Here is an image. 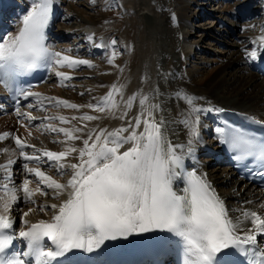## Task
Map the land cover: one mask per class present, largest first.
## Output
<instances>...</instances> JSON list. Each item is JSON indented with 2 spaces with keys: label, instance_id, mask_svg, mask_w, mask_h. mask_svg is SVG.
Masks as SVG:
<instances>
[{
  "label": "snow or ice",
  "instance_id": "1",
  "mask_svg": "<svg viewBox=\"0 0 264 264\" xmlns=\"http://www.w3.org/2000/svg\"><path fill=\"white\" fill-rule=\"evenodd\" d=\"M53 6L54 0H32L18 33L0 40V85L6 90H15L24 97H39L40 93L18 87L14 89L13 82L26 71L35 69L40 62L68 68L92 66L88 60L63 55L46 45V29ZM260 39L264 41V36ZM115 44L113 39L111 45ZM117 54L113 51L108 62L113 63ZM250 56L255 59L257 51L254 49ZM56 76L62 80L71 78L61 71H57ZM122 89L123 85L117 87L113 84L106 97L85 107L101 113L107 107L114 116L115 112L111 111L115 108L113 93L122 94ZM177 98L183 99L188 106L182 121L188 128L186 146L173 145L165 137L163 121H157L154 115V110H159L160 105L149 104L147 95L139 99L141 111L126 126L112 130L88 129L87 125L72 129L52 124L46 126L48 131L63 133L69 142L82 139L81 147L69 145L63 151L54 152L35 149L26 140L14 137L19 157L25 161L23 168L27 174L37 178L38 186L30 189L31 181L25 178L18 190L11 172L17 161L8 159L6 164H0L5 173L0 180L6 181L0 184L4 191L0 195V264H57L73 250L93 253L106 241L153 230L166 231L179 238L177 244L182 253V264H236L235 254L244 258L245 264H264V251L254 247L257 237L264 235V216L245 209L242 216L245 220L250 219L252 227L241 229L239 221L229 218L224 202L212 189L206 174H198L195 168L188 171L185 167L186 157L194 154V144L199 141L201 115L221 109L197 105L195 102L203 98L194 94L178 92ZM46 99L51 101L53 98ZM134 99L135 94L128 97L119 119H126ZM60 105L73 109L81 107L57 98L56 106ZM17 114H20L19 110ZM24 115L29 121L38 119L31 112ZM99 118L88 114L72 117L81 121ZM43 119L68 122L63 115ZM142 124L143 130L138 131ZM216 132L221 143L227 144L235 153L236 160L251 158L264 166V136L257 137L244 129L228 127H218ZM75 133H84L86 138ZM8 135L4 133L0 139ZM128 144L131 147L122 150ZM28 147L34 149V154L24 151ZM73 154H77L78 162L66 163L67 157ZM28 162L45 166L55 163L58 174H63L67 168H71L72 173L66 183H61L41 167H29ZM177 181L184 184L179 191L174 188ZM41 185L53 189L57 197L67 193V199L59 205L41 206V211L47 207L56 210L51 219L31 224L25 219L26 228L17 234L14 219L9 213L20 199L18 191L23 192L26 200L34 202L35 194H46ZM32 211L29 209L24 217ZM18 238L26 241V249L13 247Z\"/></svg>",
  "mask_w": 264,
  "mask_h": 264
},
{
  "label": "bare ground",
  "instance_id": "2",
  "mask_svg": "<svg viewBox=\"0 0 264 264\" xmlns=\"http://www.w3.org/2000/svg\"><path fill=\"white\" fill-rule=\"evenodd\" d=\"M55 1L56 7L53 12L63 10L68 17L73 18V23L68 24V28L59 31L57 28L49 26V32L47 30L49 37L67 36L77 32L81 33L85 40H91L95 45L93 50L86 51L92 54V57L88 58L71 55L72 52L80 53L81 47H71L67 43L61 45L62 47L59 44H54L55 51H60L63 55L75 59L88 60L92 66L78 65L68 68L53 63L49 78L44 84L34 88L38 90L36 93L41 95L39 97L32 96V100L36 101L26 102L23 108H19L20 114L14 118V124L8 114L0 118V130L9 133L4 138L3 147L17 148L14 140L16 136L35 146V149L59 152L65 150L69 145L81 147L82 139L69 142L63 133L48 131L46 126L52 124L55 127L72 129L87 125L88 129L106 128L108 130L121 125L126 126L129 120H133L140 113L139 99L143 95L149 97V104L160 105L159 110H154V115L157 121H163L162 131L173 145L186 146L189 139L188 128L182 122L188 106L183 99L177 98L178 92L202 97V100L195 102L197 105L213 109L224 107L241 109L264 120V74L258 67L264 51V41L260 39L264 36V0H238L233 6L230 3L221 5L220 11L231 16H244L245 18L253 13L257 14L252 22L249 21L250 23H238L240 24L238 26L240 27L239 39L234 41V46L223 50L219 48L221 42L218 32L216 33L219 30L216 27L217 22L211 29L203 28L200 34L194 35V31L191 32L192 25L200 24L192 23L196 22L192 11L196 15L198 11L202 15L209 13L201 8L203 5L198 0H105L107 3L114 2L121 13V21L117 20L112 23L105 22L107 18L105 16L102 19L95 18V14L86 17L74 9L69 2L64 7L62 2L65 0ZM31 6L32 0H0V28L5 20L9 22L7 19L9 12L18 16L14 22H9L10 29L6 30L3 38L15 35L20 26V18ZM193 6H196L198 11L194 10ZM98 10L100 11V9H95V12ZM217 15L219 18L220 14ZM226 30L228 31V27ZM211 34H215V36ZM192 35L193 39H191ZM89 36L92 39H88ZM113 39L116 40L115 45L118 46L120 53L115 56L113 63H109V58L114 51L109 47ZM204 39H207L208 42H205ZM97 45L101 46L97 47ZM214 45H216L215 49ZM199 46L202 47L200 48L202 50L197 51ZM106 47H108V52H102L104 57H97L98 51L105 50ZM254 49L257 51L255 59L250 56ZM208 54L212 55L211 58L206 56ZM191 62L193 65H189ZM57 71L64 72L71 78L62 80L56 76ZM113 84L117 87L123 85L122 94L113 93L115 108L111 111L115 112L114 116L107 107L104 113L85 107L89 103L96 104L106 97ZM134 94L136 99H134L131 109L128 110L126 119H119L128 97ZM46 97L53 99L50 101ZM57 98L81 107L73 109L63 105L56 106ZM29 105L33 107L30 108ZM29 112L38 119L29 121L28 117L24 115ZM84 114L100 118L93 121L72 119V117H81ZM61 115L67 117L68 122H61L58 119H43ZM217 126L215 110L201 115L199 141L194 144V154L186 157L185 161L195 167L200 174H206L212 189L224 202L229 218L234 222L239 221L240 228L247 230L252 225L250 219L243 218L242 213L247 209L264 216L262 192L249 186L238 185L239 180L232 175L229 168L224 165L220 166L218 161L214 162V154H219ZM142 130L143 124L138 131ZM75 135L86 138L84 133H75ZM128 147H131V144L125 145L122 150H127ZM7 151L10 150L7 148ZM24 151L30 155L34 154V149L31 147L25 148ZM11 152L18 155L16 160L21 165L23 181L28 178L31 181L29 188L37 187V178L25 172L23 168L25 161L19 157L18 150L13 149ZM76 155L67 157L65 162L77 163ZM2 159L4 158H0V164H3ZM44 160L46 161V158ZM28 163L29 167H41L42 171L61 183H66L72 173V169L67 168L63 174H58L56 170L58 165L55 163L47 166L45 164L37 165L35 162ZM0 171L4 173L3 169ZM12 180L14 181V179ZM5 182L0 180L1 184ZM18 183L14 182V185L19 190L23 183L20 188L17 186ZM41 188L46 194H35L34 202L26 200L23 192L18 191V196L21 193L20 207L17 214L11 215L15 219L18 229L26 226L25 219L28 223L41 219L50 220L56 210L47 207L41 211L40 207L59 205L62 200L67 199V193L57 197L53 189H47L43 185ZM252 199H257V201L253 202ZM29 209L33 211L24 217L23 214ZM142 235L143 233H133L123 238L130 245H134ZM261 243L264 244V241Z\"/></svg>",
  "mask_w": 264,
  "mask_h": 264
},
{
  "label": "rangeland",
  "instance_id": "3",
  "mask_svg": "<svg viewBox=\"0 0 264 264\" xmlns=\"http://www.w3.org/2000/svg\"><path fill=\"white\" fill-rule=\"evenodd\" d=\"M92 1V0H91ZM201 0H198V2L199 3H202L203 1H201ZM206 1V0H205ZM240 1V0H239ZM244 1V0H243ZM94 3L96 4V5H102V3H103V0H94ZM93 3V4H94ZM229 3V2H228ZM68 4V3H67ZM73 7H74V9H76L78 12H80L81 14H83L84 16L86 15V17L87 16H89V15H94L95 14V18H99V19H102V18H104L103 16H106L107 18V21H109L110 23H112V22H115V21H117V20H120L121 21V16L120 17H118V15L120 14L121 15V13H119L120 12V10L118 11V9L116 8V7H114V6H112L111 8H109L108 10L107 9H102V10H98V11H96L95 12V9H100V7H98V6H92V7H94V9H92V7H90L91 6V3H90V0H77V2L75 3V2H73V4H71ZM195 5V4H194ZM203 5V7H202V9H206V8H210V9H212V8H215V6L217 5V3L215 4L214 2H213V0H211V1H209L207 4H205V2L202 4ZM221 5V4H220ZM80 8V9H79ZM196 6H193V9L194 10H196ZM220 10H221V8H220ZM207 12V11H206ZM205 12V13H206ZM212 12H214V11H212ZM206 14H208L209 15V13H206ZM217 14H219V13H213V16H211L212 15V13H210V17L208 16V17H203V18H201V19H194L196 22H192V23H194V24H198V23H200L199 25H197V26H195V25H192V26H195V29H194V35H196V34H200V32H202V29L204 28V29H211L214 25H215V23L218 21V23H219V20H217V19H213L212 17H217L218 15ZM109 15H112V17H111V19H109L108 17H109ZM196 14L194 13V11H192V16H195ZM217 15V16H216ZM101 17V18H100ZM224 18H225V16H223ZM250 18H252V19H250ZM256 17H254L253 18V15H251L250 17H249V20L247 21V23H250V22H252L254 19H255ZM114 19H116V20H114ZM113 20V21H112ZM112 21V22H111ZM211 21V22H210ZM250 21V22H249ZM239 23V22H238ZM243 23H245V22H241V24H243ZM57 24H59V19L57 20ZM68 25V24H67ZM66 25V26H67ZM219 25H221L220 23H219ZM218 24H216V27L219 29V30H221L222 29V27L221 26H219ZM65 26V25H64ZM227 28V27H226ZM251 28H253V27H251ZM196 32V33H195ZM218 31H216V33H217ZM225 32V31H224ZM218 34V33H217ZM217 34H216V36H217ZM231 33H229V34H227V35H230ZM211 35H213V36H215V34H211ZM62 36V35H61ZM78 37H80V35H77V38ZM194 38V36L192 35L191 36V39H193ZM71 39L72 38H70V41H71ZM223 39V40H222ZM204 41L205 42H208V40L207 39H204ZM234 41H236V40H230V38H229V36L227 37V36H222V38H221V40H220V42H224V45H220V46H223V47H219L220 49H224V48H228V47H232V46H234ZM77 42V41H76ZM76 42H74V43H76ZM204 42V44H207V43H205ZM232 43V44H231ZM81 44L84 46V47H87L88 45H87V42L85 43V42H81ZM68 45H70V44H68ZM77 45V44H76ZM71 47H75L74 46V44L73 45H70ZM215 46L216 45H214L213 47H214V49H215ZM89 50V49H88ZM111 50L113 51H115L116 53H118L117 55H119V53H120V50H119V48H117V49H112L111 48ZM87 51V50H86ZM211 52V51H210ZM80 53H81V51H80ZM80 53H77V55H80ZM93 53H95V52H93ZM219 54V53H218ZM74 55H76V53L74 54ZM208 58H211L210 56H212V55H206ZM81 57H84V56H81ZM97 57H104V54L102 53V55L101 56H97ZM189 65H193V63L191 62V63H189ZM197 66V65H196ZM199 66V65H198ZM201 66V65H200ZM199 66V67H200ZM65 89H68L67 87H65Z\"/></svg>",
  "mask_w": 264,
  "mask_h": 264
}]
</instances>
